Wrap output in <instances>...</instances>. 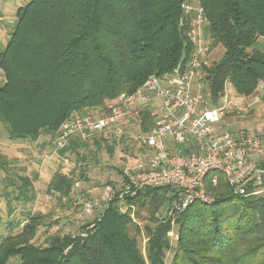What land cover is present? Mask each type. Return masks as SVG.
Wrapping results in <instances>:
<instances>
[{
    "label": "trees",
    "instance_id": "obj_1",
    "mask_svg": "<svg viewBox=\"0 0 264 264\" xmlns=\"http://www.w3.org/2000/svg\"><path fill=\"white\" fill-rule=\"evenodd\" d=\"M186 2L202 8L211 48L225 47L223 57L198 74L211 107L219 105L227 81L243 96L258 92L264 85V52L248 49L264 37V0H31L18 8L14 30L0 50V122L9 138L36 141L43 133L56 134L76 112L105 107L151 75L185 65L193 52ZM126 135L73 136L59 152L81 156L91 140L98 148L112 147L121 143L117 139H130ZM212 174L218 178L208 180L212 202L196 200L170 214L176 188L144 187L134 196L121 188L102 200L96 220L74 235H50L44 246L32 241L43 216L28 212L24 225L8 224L10 230L20 226V232L0 234V264H167L169 252V264H264V190L243 195L224 174ZM75 183L57 172L50 187L68 195ZM20 195L29 199L25 191ZM165 205L166 216L146 229L145 257L130 233L136 226L133 209L149 207L155 215Z\"/></svg>",
    "mask_w": 264,
    "mask_h": 264
},
{
    "label": "built area",
    "instance_id": "obj_2",
    "mask_svg": "<svg viewBox=\"0 0 264 264\" xmlns=\"http://www.w3.org/2000/svg\"><path fill=\"white\" fill-rule=\"evenodd\" d=\"M183 6L192 17L189 36L193 52L188 62L173 71L151 75L135 92L122 93L108 103L104 112H76L62 124L54 140L60 150L73 136L87 139L95 132L119 136L123 132L115 127L127 116L142 128L146 125V130L133 135L144 151L126 164L121 188L133 196L144 187L176 188L178 200L170 214L196 200L212 202L214 195L207 184L208 180L218 181L214 172L224 174L240 194L257 195L264 190V135L222 130L225 106L211 107L200 89H194L202 66L209 64L206 56L212 42L205 33L206 19L199 4L186 2ZM110 192L103 200L112 196ZM98 203L88 202L85 210L90 212Z\"/></svg>",
    "mask_w": 264,
    "mask_h": 264
},
{
    "label": "rangeland",
    "instance_id": "obj_3",
    "mask_svg": "<svg viewBox=\"0 0 264 264\" xmlns=\"http://www.w3.org/2000/svg\"><path fill=\"white\" fill-rule=\"evenodd\" d=\"M30 1L0 0V10H4L14 23L16 5H26ZM1 24L2 22H0V26ZM11 25L13 26V24ZM8 37V33H5L0 27L1 47L5 45ZM253 49L264 52V37H259L256 43L248 49V52H252ZM224 53L225 47L220 44L210 49L206 59L210 64L219 61ZM2 79L3 75L0 69V85ZM263 86L254 95L246 97L237 92L230 81L226 82L224 95L219 101V105L226 108V113L220 123L222 130L231 132L245 130L252 134L264 135ZM194 89L195 91L200 89L201 92H198L210 101L211 95L200 77L196 79ZM115 99L107 100L106 105ZM105 107L88 110L104 112L106 111ZM115 128L125 132L130 139H126L125 143L117 139L116 142L121 143L112 147L109 145L111 150L106 144H102L101 148H98L91 140L86 146L81 147V156H77L75 152H68L61 156L54 145L59 131L56 134L43 133L36 141L29 139L12 141L6 127L0 122V234L20 232V226L10 230L8 224L18 221L21 226L24 225L25 214L28 212L40 214L43 216L44 226H40L32 241L44 246L46 238L50 235H74L79 232L80 226L96 220L103 211L102 200L106 192L111 190L110 193L114 194L122 187L120 167L130 164L142 153L138 150L139 141L133 135L146 130L147 126L142 128L134 124L130 116H127L120 120ZM83 156L85 157L82 158ZM57 172L72 177L76 181L68 195H61L50 187ZM82 173L85 174V178L81 177ZM24 191L29 199L27 200L25 197L18 199V196ZM91 201H99V203L90 212H87L85 205ZM122 209L125 210L126 207ZM133 210L132 217L136 226L131 228L130 233L137 237V245L146 257L148 245L146 229L155 227L158 219L166 216L167 206L161 207L155 212V215L149 207ZM136 211L138 214L135 213ZM176 231V229H172L169 233L172 243H175L178 238ZM171 258L172 253H167V264L170 263Z\"/></svg>",
    "mask_w": 264,
    "mask_h": 264
},
{
    "label": "crops",
    "instance_id": "obj_4",
    "mask_svg": "<svg viewBox=\"0 0 264 264\" xmlns=\"http://www.w3.org/2000/svg\"><path fill=\"white\" fill-rule=\"evenodd\" d=\"M8 1H10V0H8ZM17 2H18V0H17ZM21 6H24V5H22V4L16 5L17 10H19L18 8L21 7ZM1 10H0V22H2V24H1L0 27H2V29L5 31V33H8L9 37L6 40L5 45L3 47L0 46V50L3 49L6 46L8 40L11 37V34H12L13 30H14V27H15L16 21H17V17H16L14 19L15 22L12 23L13 20L9 16H7V13H5L4 10H2V11ZM17 10H16V13H17ZM11 24H13V26Z\"/></svg>",
    "mask_w": 264,
    "mask_h": 264
}]
</instances>
